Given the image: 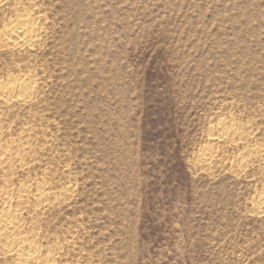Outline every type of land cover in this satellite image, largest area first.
Wrapping results in <instances>:
<instances>
[{"label":"rangeland","instance_id":"1","mask_svg":"<svg viewBox=\"0 0 264 264\" xmlns=\"http://www.w3.org/2000/svg\"><path fill=\"white\" fill-rule=\"evenodd\" d=\"M36 3L46 31L31 54L0 52V79L27 72L38 86L0 124L15 138L32 126L36 146L30 174H3L19 184L45 170L74 189L34 216L44 245L73 237L70 264H264L251 204L264 162L235 176L227 146L199 166L219 119L264 143V0Z\"/></svg>","mask_w":264,"mask_h":264},{"label":"bare ground","instance_id":"2","mask_svg":"<svg viewBox=\"0 0 264 264\" xmlns=\"http://www.w3.org/2000/svg\"><path fill=\"white\" fill-rule=\"evenodd\" d=\"M4 10H10L12 15L0 28V52L31 54L46 31L43 9L36 0H0V11ZM37 86V80L27 72L0 79V116L13 105L30 104ZM10 129L0 124V261L5 264H70L67 251L73 237L44 245L45 236L35 232L34 216L62 203L73 195L74 189L65 186L55 190L45 180V170L42 179L19 184H15L9 174H3L4 169L30 174L32 161L26 157L36 147L30 138L34 132L32 126H23L18 138L11 136ZM210 130L207 144L200 153L199 166L210 168L222 158L227 146L239 149L229 162H224L235 176L264 162V143L259 142L258 128H251L231 116L210 123ZM251 204L257 216L264 218V182L263 191Z\"/></svg>","mask_w":264,"mask_h":264}]
</instances>
